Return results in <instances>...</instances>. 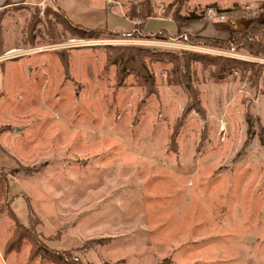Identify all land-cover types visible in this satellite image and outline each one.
Returning a JSON list of instances; mask_svg holds the SVG:
<instances>
[{
	"label": "rangeland",
	"instance_id": "obj_1",
	"mask_svg": "<svg viewBox=\"0 0 264 264\" xmlns=\"http://www.w3.org/2000/svg\"><path fill=\"white\" fill-rule=\"evenodd\" d=\"M141 1H47L92 37L51 7L10 13L29 51L0 60V264H52L4 250L15 223L80 264H264V54L156 18L211 7L264 34V0H149L154 36H127ZM118 47L147 51L152 93L117 81Z\"/></svg>",
	"mask_w": 264,
	"mask_h": 264
},
{
	"label": "trees",
	"instance_id": "obj_2",
	"mask_svg": "<svg viewBox=\"0 0 264 264\" xmlns=\"http://www.w3.org/2000/svg\"><path fill=\"white\" fill-rule=\"evenodd\" d=\"M149 0H142L140 3V10L135 15H131V18H136L137 23L134 24L135 29L142 30L144 20L152 16V7L148 4ZM134 16V17H132ZM175 23L183 22L186 20L199 18L197 15L172 16ZM72 31L77 32L76 36L79 37H92L97 35L103 30L87 29L80 25L68 24ZM261 25H257L254 22H249L242 30H231L230 36L227 39H211V42L217 46L229 47L235 46L236 48L244 47L249 51L260 52L264 54V34L261 31ZM114 53H106L107 63L117 66V81L123 80L127 74L137 79V83L142 85L147 95L152 93V76L148 73V70L144 64L143 58L146 56L147 51L133 48V47H118L114 48ZM190 56L185 57V60ZM197 57V56H196ZM218 71H222L226 68L232 67L231 64L235 63L234 59L214 57L211 58ZM106 64V63H105ZM261 146L264 148V137H258ZM13 214L12 212L10 213ZM32 229H27L20 224L15 223V227L11 232V236L6 241L5 251H18L23 240L29 241L31 244V252L29 258L38 256L40 259L46 260L52 264H80L77 259H73L70 251L57 252L46 247H39L34 243V235H32ZM5 246V245H4Z\"/></svg>",
	"mask_w": 264,
	"mask_h": 264
},
{
	"label": "crops",
	"instance_id": "obj_3",
	"mask_svg": "<svg viewBox=\"0 0 264 264\" xmlns=\"http://www.w3.org/2000/svg\"><path fill=\"white\" fill-rule=\"evenodd\" d=\"M48 0H0V51L3 52L7 49L14 48L17 46L21 39L23 38V26L22 22H18L16 19L19 17L16 15L15 21L12 20V16H10V13H19L20 11H27V9L31 8H40V7H51L58 12H61L63 17L73 25H80L79 23H72L68 16L65 14V11L63 8L56 5L52 7L51 5L47 4ZM108 2V1H106ZM20 18V17H19ZM159 19H166L169 22H172L173 24V30L175 32L185 33L186 35H200L204 37H210V38H217V39H227L229 36V32L232 29H241L244 25H241L240 21L237 19H234L231 15H226L225 19L222 21H218L216 19H208L205 14L202 15V18H196L191 20H186L183 22H178L175 24L170 18H162V17H156ZM148 19V18H146ZM146 19L144 21H146ZM132 21V19H129ZM134 22V21H132ZM135 24V23H134ZM82 26V25H80ZM7 28L15 31L13 33V37H10V33L7 32ZM142 31L145 34H149L152 32H145L143 29ZM167 32L166 29H159L157 32ZM172 34V33H171ZM11 38V39H10ZM16 40L18 42H16ZM49 55L47 57H57L56 53H48ZM54 54V55H53ZM9 61V60H8ZM44 61H39L40 63H43V68L45 66ZM46 62V61H45ZM39 63V64H40ZM30 64L28 65L27 69L29 73L31 72Z\"/></svg>",
	"mask_w": 264,
	"mask_h": 264
},
{
	"label": "built area",
	"instance_id": "obj_4",
	"mask_svg": "<svg viewBox=\"0 0 264 264\" xmlns=\"http://www.w3.org/2000/svg\"><path fill=\"white\" fill-rule=\"evenodd\" d=\"M205 16L208 18V19H216L218 21H222L225 19V16L222 14V13H217L215 10H213L211 7H208L206 9V12H205ZM134 32H137L136 29H132L131 30V33H128L127 36H130L132 33ZM159 33V32H158ZM136 34H139V33H136ZM149 37H152L154 36V34H149L148 35ZM167 39H169L170 41L174 40L175 38H170V37H166ZM177 38H183L184 40L186 39V34L185 33H180ZM176 38V39H177ZM144 42L147 41V39H143ZM155 40L153 41H150L149 42H154ZM71 42H74L71 41ZM182 45L185 46V44L182 43ZM73 46H83V44H79V45H73ZM228 50L230 51H233V47L230 45L229 47H227ZM29 50H23L21 48H11V49H7L5 51H3L1 54H0V60H10V59H16L18 57H21L23 56L25 53H27ZM212 52L214 53H217V54H224L222 51H219V50H214L212 49L211 50ZM229 53V52H228ZM227 54V53H226ZM230 54V53H229ZM231 56V55H230Z\"/></svg>",
	"mask_w": 264,
	"mask_h": 264
}]
</instances>
